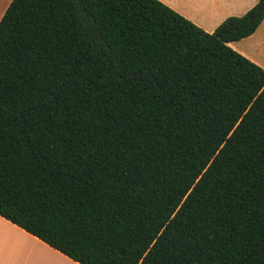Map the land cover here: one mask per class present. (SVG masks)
Returning a JSON list of instances; mask_svg holds the SVG:
<instances>
[{"label":"trees","instance_id":"16d2710c","mask_svg":"<svg viewBox=\"0 0 264 264\" xmlns=\"http://www.w3.org/2000/svg\"><path fill=\"white\" fill-rule=\"evenodd\" d=\"M160 0H12L0 216L80 264H264V68Z\"/></svg>","mask_w":264,"mask_h":264},{"label":"crops","instance_id":"0c3cea01","mask_svg":"<svg viewBox=\"0 0 264 264\" xmlns=\"http://www.w3.org/2000/svg\"><path fill=\"white\" fill-rule=\"evenodd\" d=\"M9 0L7 7L9 6ZM207 32L230 16H242L258 0H160ZM7 7L0 13V20ZM229 45L264 67V20L257 30ZM0 264H80L64 253L0 216Z\"/></svg>","mask_w":264,"mask_h":264},{"label":"rangeland","instance_id":"374dc122","mask_svg":"<svg viewBox=\"0 0 264 264\" xmlns=\"http://www.w3.org/2000/svg\"><path fill=\"white\" fill-rule=\"evenodd\" d=\"M8 2H9V0H0V13L5 9V7H7ZM261 58L264 60V56H261ZM261 67H263V66H261Z\"/></svg>","mask_w":264,"mask_h":264}]
</instances>
